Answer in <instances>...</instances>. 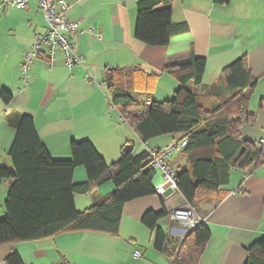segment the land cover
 <instances>
[{
    "label": "crops",
    "instance_id": "crops-1",
    "mask_svg": "<svg viewBox=\"0 0 264 264\" xmlns=\"http://www.w3.org/2000/svg\"><path fill=\"white\" fill-rule=\"evenodd\" d=\"M138 0H66V17L78 22V30L68 40L83 60L68 67L60 50L50 62L32 58L23 75L24 53L35 35L46 31L36 0H28L23 9L0 10V93L7 91L11 100L0 96V166H11L8 149L14 129L6 117L12 112L33 117L37 134L54 159L70 157L71 140H90L107 163L119 159L129 144L131 133L139 135L124 121L120 108L111 104L108 81L125 86L140 102L170 100L179 82L163 71L165 64L204 58L201 83L219 84L222 70L244 56L252 75L257 78L248 108L255 124L239 128L240 140L258 143L264 139V0H172L171 19L185 22L187 30L174 35L165 46H150L135 38ZM134 70L132 86L131 71ZM136 70V71H135ZM156 75L154 79L150 76ZM193 88V84L188 86ZM215 97L204 103L214 104ZM182 134L161 135L143 142L139 154L161 149L179 140ZM140 138V137H139ZM141 139V138H140ZM168 161L176 168L190 166L182 149L173 150ZM86 179L83 166L74 169L73 181ZM155 175L154 186L161 182ZM8 181L0 185V217ZM227 194L212 203L190 206L211 230L197 264H244L247 249L264 236V164L231 169ZM113 190L110 182L87 194L74 196L75 207L83 211ZM189 206L176 187L166 185L156 193L128 201L123 206L119 230L108 233L95 230H67L46 238L14 241L0 245V264L17 251L23 264H174L182 241L190 228L171 217L174 208ZM165 209L160 225L168 233L161 251L153 247L152 231L141 222L148 209ZM140 251L138 258L133 257Z\"/></svg>",
    "mask_w": 264,
    "mask_h": 264
},
{
    "label": "trees",
    "instance_id": "trees-1",
    "mask_svg": "<svg viewBox=\"0 0 264 264\" xmlns=\"http://www.w3.org/2000/svg\"><path fill=\"white\" fill-rule=\"evenodd\" d=\"M171 3L172 0L136 2L137 40L150 46H165L172 36L187 30L185 22L171 19ZM204 67V58L195 56L165 64L163 71L176 78L179 87L170 100L162 102L137 101L125 86L112 78L108 81L111 104L120 108L124 121L143 142L161 135L182 134L179 140L186 139L182 151L191 169L177 168L175 187L192 207L222 199L228 193L223 187L229 182L231 169L264 164V152L258 143L239 138L240 126L255 124V114L248 103L257 78L247 67L245 57L222 70L224 88L214 84L196 90ZM153 76L156 77H150L154 79ZM131 80L133 86L134 70ZM190 83L194 89L188 87ZM0 96L5 103L11 100L7 91ZM213 96V106L207 107L204 102ZM259 107L264 108V98L259 99ZM6 121L14 129V136L7 152L11 166H0V185L3 180L8 181L5 213L0 217V245L46 238L67 230L115 234L124 204L155 193L156 171L149 167L147 150L125 154L122 148L119 159L107 163L90 140H71L70 157L54 159L40 140L32 116L12 112ZM77 166L85 169L86 179L82 182L73 181ZM107 182L113 185L109 195L83 211L76 209V194L90 193ZM166 216L163 208L148 209L141 217L152 231L153 247L158 251L166 248L169 240L160 225ZM210 235L205 223L191 228L174 264H197ZM5 262L23 264L15 250L5 257ZM244 264H264V236L247 249Z\"/></svg>",
    "mask_w": 264,
    "mask_h": 264
},
{
    "label": "built area",
    "instance_id": "built-area-1",
    "mask_svg": "<svg viewBox=\"0 0 264 264\" xmlns=\"http://www.w3.org/2000/svg\"><path fill=\"white\" fill-rule=\"evenodd\" d=\"M37 6L42 12L46 31L36 34L34 42L26 49L24 53L25 62L22 65L23 75L27 74L28 63L32 58H42L50 62L54 59L57 50H60L65 64L71 67L82 63V56L77 54L73 45L68 40L71 32L78 30V22L72 21L66 17L70 6L66 0H36ZM28 0H0V10L6 7L23 9L27 6ZM148 103V102H146ZM186 146V139L176 140L158 151L147 149L149 153V167L161 174V182L154 186L155 193L162 195L164 187L171 185L175 187L177 168L169 163L168 157L173 150L183 149ZM260 148L264 152V139L259 142ZM171 217L184 223L188 228H194L203 219L196 215L190 206H181L174 208ZM140 251L135 250L133 257L138 258Z\"/></svg>",
    "mask_w": 264,
    "mask_h": 264
},
{
    "label": "rangeland",
    "instance_id": "rangeland-1",
    "mask_svg": "<svg viewBox=\"0 0 264 264\" xmlns=\"http://www.w3.org/2000/svg\"><path fill=\"white\" fill-rule=\"evenodd\" d=\"M129 144H132V145H134V152H136V151H139V149H141V147H142V141H141V139L136 135V134H132L131 133V137L129 138Z\"/></svg>",
    "mask_w": 264,
    "mask_h": 264
},
{
    "label": "water",
    "instance_id": "water-1",
    "mask_svg": "<svg viewBox=\"0 0 264 264\" xmlns=\"http://www.w3.org/2000/svg\"><path fill=\"white\" fill-rule=\"evenodd\" d=\"M132 148H133V146H132L131 144H126V145L123 147V152H124L125 154H129V153H131Z\"/></svg>",
    "mask_w": 264,
    "mask_h": 264
}]
</instances>
